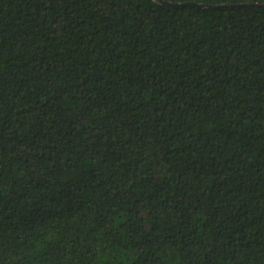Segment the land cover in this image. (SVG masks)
I'll return each mask as SVG.
<instances>
[{
  "label": "trees",
  "instance_id": "1",
  "mask_svg": "<svg viewBox=\"0 0 264 264\" xmlns=\"http://www.w3.org/2000/svg\"><path fill=\"white\" fill-rule=\"evenodd\" d=\"M263 3L0 0V264H264Z\"/></svg>",
  "mask_w": 264,
  "mask_h": 264
},
{
  "label": "water",
  "instance_id": "2",
  "mask_svg": "<svg viewBox=\"0 0 264 264\" xmlns=\"http://www.w3.org/2000/svg\"><path fill=\"white\" fill-rule=\"evenodd\" d=\"M162 3L170 4V2H165V1H162ZM177 4H188V3H177Z\"/></svg>",
  "mask_w": 264,
  "mask_h": 264
}]
</instances>
